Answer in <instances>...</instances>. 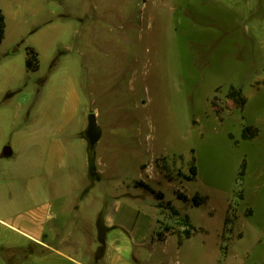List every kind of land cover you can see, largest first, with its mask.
Segmentation results:
<instances>
[{
	"label": "rangeland",
	"instance_id": "rangeland-1",
	"mask_svg": "<svg viewBox=\"0 0 264 264\" xmlns=\"http://www.w3.org/2000/svg\"><path fill=\"white\" fill-rule=\"evenodd\" d=\"M261 1L0 0L9 22L0 46V102L8 113L35 115L33 79L44 77L49 65H42L44 73L27 71L26 45L44 22L40 10L53 27L62 26L56 34L62 57L80 58L65 64L81 71L87 126L94 115L103 134L91 150L102 187L127 189L131 180L143 179L180 211L158 207L159 200L140 187L145 209L158 211L156 241L147 244L153 262L264 264ZM234 91L246 98L244 107ZM247 126L258 133L245 138ZM72 129V153L80 155L81 138ZM194 162L195 179L179 176L189 175ZM70 169L76 190L86 181L79 156L72 155ZM196 195L204 198L200 204L193 202ZM240 207L248 214L241 217ZM186 214L197 227L191 239L183 233Z\"/></svg>",
	"mask_w": 264,
	"mask_h": 264
},
{
	"label": "crops",
	"instance_id": "crops-1",
	"mask_svg": "<svg viewBox=\"0 0 264 264\" xmlns=\"http://www.w3.org/2000/svg\"><path fill=\"white\" fill-rule=\"evenodd\" d=\"M2 11L7 33L8 15ZM37 14L44 22L33 31L26 50L37 52L39 67L28 68V53L26 67L33 74L44 73L45 63L49 70L33 79L35 115L8 113L0 102V264H173L153 262L154 254L147 252L149 239L156 241L158 211L145 209L146 193L134 184L138 179L127 189L111 184L108 190L102 187L100 172L98 178L91 175L85 83L80 70H75L77 76L65 64L80 58L62 57L65 51L56 43L62 26L53 27L40 10ZM14 106L24 109L23 104ZM74 120L78 124L72 129ZM71 129L81 138V156L72 153ZM73 154L80 157L86 179L75 184L76 190L71 184ZM239 211L241 217L248 214L241 207ZM100 221L105 251L98 258Z\"/></svg>",
	"mask_w": 264,
	"mask_h": 264
},
{
	"label": "trees",
	"instance_id": "trees-1",
	"mask_svg": "<svg viewBox=\"0 0 264 264\" xmlns=\"http://www.w3.org/2000/svg\"><path fill=\"white\" fill-rule=\"evenodd\" d=\"M5 33H6V17H5V14L3 13V11L0 10V45L3 42V39L5 37ZM29 53H30V57H29L28 62H27L28 68L31 70H37L39 67L37 52L34 51L33 49H29ZM231 95L235 99L236 103L239 104L240 107L245 106L247 101L241 92L234 91ZM257 133H258V129L254 128L252 126H247L244 128V137L245 138H252ZM94 157H95L94 152L91 151V154H90L91 175L94 178H98V173H97V168L95 166ZM197 175H198V168H197V165L195 164V162L191 166L189 175L183 174L181 172L179 173V176H181L185 179H188V180L195 179L197 177ZM169 180H172V179L169 178ZM135 186L141 187L147 191H150L155 196V198H157L159 200L157 203L158 207L167 208V209L171 210L175 215H180L179 209L175 207V205L172 203V201H164L165 194L162 191L156 190L150 184L144 182L143 180L136 181ZM178 197L180 199H183L184 201L190 200L189 197L186 194H183L182 192L178 193ZM203 200H204V198L199 197V195H196L193 198L194 204H200ZM182 222H183V225L185 226V229L183 231L184 236L186 239H190L193 236V232L196 230L197 227L193 224L189 214H186L182 217ZM158 236H159V238H163L164 233L161 232V233H159ZM99 239H100V248H99L98 253H97L98 258L103 257L104 251H105V239L101 235H100ZM180 243H182V241H180Z\"/></svg>",
	"mask_w": 264,
	"mask_h": 264
},
{
	"label": "water",
	"instance_id": "water-1",
	"mask_svg": "<svg viewBox=\"0 0 264 264\" xmlns=\"http://www.w3.org/2000/svg\"><path fill=\"white\" fill-rule=\"evenodd\" d=\"M92 121H95V125L98 127V125L96 124V117L94 115H91L90 122H89L90 126L92 124ZM101 135H102V133H101V131L99 129L97 132H94L92 134V136H90V137L87 136L88 137V141H89L90 146H91V150H94V147H95L97 141L100 139Z\"/></svg>",
	"mask_w": 264,
	"mask_h": 264
},
{
	"label": "flooded vegetation",
	"instance_id": "flooded-vegetation-1",
	"mask_svg": "<svg viewBox=\"0 0 264 264\" xmlns=\"http://www.w3.org/2000/svg\"><path fill=\"white\" fill-rule=\"evenodd\" d=\"M98 130H99V128L95 125V121H92L91 126L89 124V126H88V128L86 130V135L90 137V136H92V134L94 132H97Z\"/></svg>",
	"mask_w": 264,
	"mask_h": 264
}]
</instances>
